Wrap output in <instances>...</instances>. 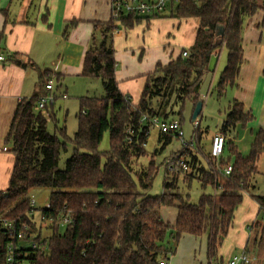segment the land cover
I'll return each instance as SVG.
<instances>
[{
  "label": "trees",
  "instance_id": "16d2710c",
  "mask_svg": "<svg viewBox=\"0 0 264 264\" xmlns=\"http://www.w3.org/2000/svg\"><path fill=\"white\" fill-rule=\"evenodd\" d=\"M260 10H264V4L260 5L258 0H183L171 16L198 20L195 42L186 57L181 54L166 65L158 63L155 71L145 75L146 83L137 104L119 89L113 33L119 27L132 29L143 22L149 25L151 20L129 16L119 21L111 18L108 22L94 23L99 40L93 36L82 75L100 78L106 97L80 99L78 128L73 138L64 130H61L62 137L48 131L44 113L47 105L41 110L37 105L42 97L52 94L46 90L52 79L49 71L39 72L37 91L19 101L6 136V144L13 146L15 161L8 188L0 192V216L29 222L34 230L36 227L29 217L28 193L37 187L56 190L49 197L51 210L43 211L46 217H52L49 252L32 254L29 264H160L169 262L170 253L175 254V247L167 246V238L176 244L183 235L205 234L207 257L216 264L235 212L243 201L242 191L249 189L258 172L259 159L264 156V129L255 134L249 156L236 153L234 162L218 160L222 167L232 165L229 176L219 171L210 152L208 157L214 164L205 167L195 151L197 147L171 156L189 155L192 171L184 179H197L203 189H213V193H204L198 203H192L176 192L178 177L168 168L165 191L157 196L147 194L153 187L158 167L155 160L146 167H136L147 154L145 146L150 133V124L140 125V119L144 115L162 117L174 96L175 106L190 101L195 109L201 100L204 79L210 73L211 57L223 47L227 50V63L216 87L218 97L237 86L244 63V22ZM219 26L224 27L220 37L217 36ZM16 64L26 67L20 59H16ZM155 100L160 101L157 106ZM254 120L243 103L232 100L221 132L226 134ZM130 127L136 132L131 142L127 136ZM106 132L110 133V149L101 153L99 146ZM196 136L199 143L200 134ZM173 138V134H161L162 148ZM67 141L75 147L66 168L60 170V155L67 150ZM172 175L174 178L169 181ZM253 197L264 212V196ZM64 207L72 211L74 222L61 232L57 214ZM166 207L177 208L174 224L165 222L161 215ZM40 239L39 235L37 240ZM0 241L3 249L7 239L0 237Z\"/></svg>",
  "mask_w": 264,
  "mask_h": 264
},
{
  "label": "crops",
  "instance_id": "0c3cea01",
  "mask_svg": "<svg viewBox=\"0 0 264 264\" xmlns=\"http://www.w3.org/2000/svg\"><path fill=\"white\" fill-rule=\"evenodd\" d=\"M110 3L111 0H0V54L5 57V61L0 62V192H4L8 188L14 166L13 146L6 144V136L19 101L23 98H30L37 91L39 72L49 71L54 90L55 80L58 82L57 86H63L62 83L70 79H84L85 76L82 75V72L85 54L93 44V36L99 40L94 23L108 22L111 19ZM258 13L262 14L261 17L256 20L252 18L244 27V63L237 86L229 88L226 93L231 101H240L244 104L245 110L253 114L255 121L250 124L257 125L256 133L258 130L264 129V10H260ZM193 20L196 21L194 28L189 31L185 48L181 52L184 49L188 50L195 42L198 20ZM68 26L70 28L65 34ZM180 26L178 27L179 31ZM134 28L122 31L119 27L113 33L117 61L116 79L122 94L129 96L132 101L141 96L146 83L145 75L155 71L157 64L160 63H156V59L152 60L154 63H151L150 69L146 68L142 61L146 58L144 51L140 55V63L136 60L135 52L131 55L132 61L134 60L133 65L126 61L125 56L131 53L129 50H132V47H129V36ZM122 48L123 53L120 51ZM140 49L141 47H138L137 51L139 52ZM225 50V47L221 49V59H223ZM181 52L173 59L180 56ZM16 59H20L26 64V67L16 64ZM170 61L161 64L166 65ZM253 127H251L252 133ZM218 133H222L221 128L213 137ZM223 135L226 137L227 146L233 142L231 131ZM256 209L255 212L250 213V216H245L242 220L243 224L244 222L248 223V232L245 227H242V232L238 233L237 231L236 239H234L231 238L229 230L218 254L222 263L227 264L232 259L233 256L224 262L225 253H228L232 246L239 247L241 253L249 252L251 241L254 245L251 249L252 253L256 246L259 247L258 237L254 236L251 240L252 225L259 222L254 218ZM258 209L257 212H260L259 204ZM165 210H168L172 219L169 220L165 217ZM177 213L175 207L171 209L166 207L161 211L164 221L172 224L177 218ZM233 225L230 229L233 228ZM203 237H206L207 241V234L201 237L183 235L180 238L182 242L178 249L175 247V257L180 249L183 252L195 251L198 247L197 242ZM229 239H231L230 244L225 247L224 245ZM248 254L252 257L251 253ZM174 261L175 258L171 259L169 264H174Z\"/></svg>",
  "mask_w": 264,
  "mask_h": 264
},
{
  "label": "rangeland",
  "instance_id": "374dc122",
  "mask_svg": "<svg viewBox=\"0 0 264 264\" xmlns=\"http://www.w3.org/2000/svg\"><path fill=\"white\" fill-rule=\"evenodd\" d=\"M260 5L264 4V0H258ZM258 14V16H257ZM254 17H247L244 22V27L254 18L261 17V13H257ZM195 20H179L176 17L171 16L170 10L166 12V14L162 17H158L152 19L150 25L146 23H141L136 25L133 32L129 36V47H132L131 53H128L125 56L126 61L133 65L134 60L132 61L131 55L136 53V60L138 63L141 61L140 55L142 52H145L146 58L143 61V65L150 69L152 60L156 59V63H165L173 59L185 45V41L187 37H189V31L194 28ZM180 26V31L178 27ZM120 30L125 31L124 27H120ZM128 30V29H127ZM179 31V32H178ZM98 43L100 41H97ZM98 45V44H97ZM141 47L140 51H137V48ZM123 53V48L120 50ZM222 53V51H221ZM219 64L215 70V72L210 73L204 80L202 84L201 96L203 97L202 101L204 102V107L202 110L201 116L197 118V122L199 123V127L197 128V123L192 120L194 105L190 101H186L184 105L181 104L178 106L174 105L176 102V97L172 98L170 106L164 111L162 117H166V119H175L181 122V126L184 132V140L188 143H191L193 140L192 148H195V151L198 152L197 155L205 167H209L210 164H214L212 160H210L209 152L211 150L212 145V137L213 135L220 130L224 120H226L228 113V106L230 105L231 98L227 95L223 97H218L217 95V84L222 74L226 63H227V50H225L223 59H219ZM156 65V64H155ZM153 67V66H152ZM155 68V66L153 67ZM55 90L51 94L54 98V102L51 103L48 101L47 109H45L44 113L48 120V131L51 134H56L59 137H62V131L66 132V135L69 138H73L74 133H76L78 128V119L77 113L80 108V99L83 97H96L99 99H104L106 97V92L103 87L102 80L100 78L93 77H84V79H70L67 82H63V86H57L58 82L55 80L54 83ZM140 97L134 98L132 103L137 104L139 102ZM157 106L160 101L155 100ZM160 117L161 119H164ZM255 121V120H254ZM253 121V122H254ZM251 122V123H253ZM254 126V127H253ZM257 125L250 124L247 126L238 125L235 129L231 130V140L232 144L228 145L223 153L224 160L234 162L237 155L239 153L242 157H247L251 151V145L255 139V133ZM251 127L254 128L253 133ZM197 129L198 132H197ZM197 133L200 134L199 142L197 140ZM161 132L157 126L152 125L150 127L149 138L147 144L145 146L147 154L142 157L136 167L140 166H148L151 160H155V163L158 167V173L154 180L153 187L147 191L148 195L157 196L161 195L164 190V181L167 177L166 175V160L170 159L174 154L181 152L184 150V146L180 138L175 137L171 141L169 145L165 148H162L163 144L160 141ZM197 143L199 144L197 146ZM74 145L71 141H67L66 151H61L60 161H59V169L64 170L66 168L67 162L72 156L74 151ZM110 149V133L106 132L104 134L103 141L99 146V152L104 153ZM194 150V149H193ZM155 151H158L157 155L154 157ZM189 155L185 157L188 158ZM209 161H208V159ZM220 158V159H221ZM189 159V158H188ZM210 163V164H209ZM215 165L219 168V171H223L224 167L220 162H216ZM174 176H177L176 185L178 186L176 192L181 193L183 196L188 197L189 201L192 203H198L199 198L202 194H211L213 193V189L208 187L203 189L201 187V183L197 179H192L191 181H186L182 174L171 173ZM173 175L169 176V181L173 180ZM187 178V177H185ZM225 179V178H224ZM136 180V178H135ZM56 191L51 188L37 187L30 190L27 195V198H34L37 202V206L43 208L49 201V197L51 192ZM243 201L241 205L238 207L235 214V221L233 228L230 229L231 238L236 239V232H242V227L246 228L248 232V223L243 224V218L245 216H250V213L255 212L256 206V214L254 216L255 221H259L253 226V231L251 240L254 236L259 239V247L256 246L253 253L251 252L253 248L252 241L250 242L248 251L251 253L253 261L251 264H264V212H257L258 204L253 196L263 195L264 196V156L259 159L258 162V172L254 176L252 182L250 183L249 189L242 191ZM172 207H169L171 209ZM165 217L167 219L170 218V214L168 210H165ZM36 228L38 225L41 226L43 237L49 238L51 235L52 227L48 222H42L40 220V215H35ZM66 228L61 229V232H64ZM261 240V242H260ZM231 239H229L224 245L227 247L230 244ZM182 240L176 244L172 239L167 238L166 244L167 246L174 249H178ZM198 247L195 251H184L182 249L176 254L169 255L170 260L175 258L174 264H208V257L206 252L207 241L206 237H203L202 240H199ZM182 247V245H181ZM232 249V250H231ZM229 252L225 253L224 262L227 261L231 256L241 253V249L237 246H232ZM169 260V261H170ZM219 258L215 261L216 264H225L220 261ZM169 264V262H168ZM210 264H212L210 262Z\"/></svg>",
  "mask_w": 264,
  "mask_h": 264
},
{
  "label": "built area",
  "instance_id": "2783aa9c",
  "mask_svg": "<svg viewBox=\"0 0 264 264\" xmlns=\"http://www.w3.org/2000/svg\"><path fill=\"white\" fill-rule=\"evenodd\" d=\"M182 1L183 0H111V18L119 21L121 18L132 16L135 18L152 20L164 16L168 10L172 13ZM194 1L199 2L200 0ZM181 54L183 57H186L188 55L187 49H184ZM3 61H5V57L0 54V62ZM46 90L53 93L54 84L52 81L47 84ZM48 101L51 103L54 102V98L51 94L40 99L37 109H44L48 104ZM195 122L197 123L198 128L199 123L197 121ZM147 123L150 124V127L152 125L157 126L161 134H173L175 137L180 138L184 146V150L194 147L193 140L191 143L184 140V132L179 121L175 119H161L158 116L149 117L144 115L140 119V125ZM135 133L136 132L133 127L128 129L127 136L130 142L132 141V137ZM226 143V137L222 133H218L213 137L210 155L212 159L216 160V162L223 156L226 149ZM5 150L7 149L5 148ZM166 164L170 172H176L178 175L182 174L184 177L192 171L189 159L184 155H178L173 158L171 157L166 160ZM232 171V165H228L224 167L222 172L225 176H229ZM28 199L31 208L29 217L32 222H35V215L39 214L41 223L48 222L49 224H52V217L48 218L43 214L45 209L51 210L52 207L50 202L48 201L45 207L40 208L37 206V202L33 197ZM57 220L61 229L66 228L74 222L72 211L66 207L58 210ZM34 225L36 227L35 223ZM39 235L41 239L37 240ZM0 237H5L7 239V243L3 249L1 248L0 241V264H29V257L32 254H37L39 252L47 254L49 252V238L43 237L40 225H38V228L33 230L29 222L0 216ZM252 261L253 258L249 254L242 252L234 255L227 264H251ZM160 264H168V262L161 261Z\"/></svg>",
  "mask_w": 264,
  "mask_h": 264
},
{
  "label": "water",
  "instance_id": "95a60500",
  "mask_svg": "<svg viewBox=\"0 0 264 264\" xmlns=\"http://www.w3.org/2000/svg\"><path fill=\"white\" fill-rule=\"evenodd\" d=\"M224 34V27L223 26H219L218 27V33H217V36L220 37ZM220 54L221 52L218 51V52H215L212 57H211V60H210V63H209V67H208V70L210 73L212 72H215L216 70V67H217V64H218V61H219V58H220ZM203 107H204V102L202 100H200L195 109H194V112H193V117H192V120L195 122L197 120V118L201 115L202 113V110H203Z\"/></svg>",
  "mask_w": 264,
  "mask_h": 264
}]
</instances>
